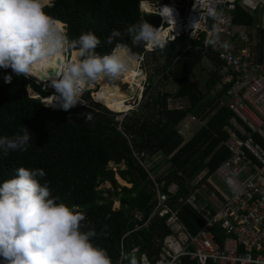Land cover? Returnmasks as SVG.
<instances>
[{"label":"trees","instance_id":"16d2710c","mask_svg":"<svg viewBox=\"0 0 264 264\" xmlns=\"http://www.w3.org/2000/svg\"><path fill=\"white\" fill-rule=\"evenodd\" d=\"M139 1L52 0V6L45 7L44 11L64 25L69 39L90 30L100 40L96 48L98 53H108L119 43L127 45L138 57L143 52V45L133 46L124 30L142 22ZM233 24L250 25L251 16L237 6ZM113 28L122 35L114 37L112 44H108L105 41ZM200 43L180 37L166 43L163 50L158 49L149 55L153 56L155 72H161L159 84L171 81L176 90L174 93L157 92L153 96L148 85L143 92L144 99L149 96L142 106L144 111L127 114L121 123L115 119L118 114L110 112L93 98L98 103L95 104L98 113L89 122L69 117L74 110L45 108L40 100L28 96L26 87L41 98L51 92L42 90L35 80L23 74L0 69V135L11 136L25 127L32 136L26 151L0 155V181L13 176L18 167L42 168L46 175L40 182H48L51 195L59 198L58 203L74 206L85 214L82 230L95 228L98 237L92 239L106 249L113 264H117L120 241L126 232L131 233L122 242L124 253L133 246H138L140 252H151L153 238L161 239L167 230L161 228L162 223L154 218L132 232L138 222L130 214L137 211L142 222L145 221L152 193L147 175L130 156L129 145L136 150L164 156L169 168L160 179L181 187L177 197L186 194L184 181L203 170L212 173L229 155L222 142L227 136L224 128L231 113L227 108H218L219 96L209 98L191 82L202 59H207L214 69L207 79L206 89H211L218 79L216 70L220 62L208 51H194L193 47ZM6 73L12 75L8 84L3 82ZM168 97L183 100L185 105L169 109ZM187 116L205 121V124L184 142L176 127ZM109 164L122 165L123 168L118 167L115 171L109 168ZM115 175L129 187L120 186ZM105 183L109 188L98 189ZM115 202L119 204L118 209H113ZM179 217L190 233L203 226V221L187 207L181 208ZM215 234L216 241L220 242V234Z\"/></svg>","mask_w":264,"mask_h":264},{"label":"built area","instance_id":"2783aa9c","mask_svg":"<svg viewBox=\"0 0 264 264\" xmlns=\"http://www.w3.org/2000/svg\"><path fill=\"white\" fill-rule=\"evenodd\" d=\"M164 6L172 10V21L159 15ZM237 6L258 20L259 50H255L246 28L233 25ZM212 8L220 14L209 16ZM139 11L143 16L159 19L157 31L167 32L166 43L188 37L201 42L193 47L194 51H208L215 56L220 67L210 94L220 95V106L232 113L228 136L222 143L229 153L227 159L212 173L203 171L191 180L188 194L177 197L176 184L164 186L151 178L155 195L150 218L164 220L169 233L154 241L155 251L146 254L149 264H264V0H191L184 4L174 0H140ZM153 51L144 46L137 58L139 65L144 55ZM81 101L69 109H81V114L72 113L73 116L89 122L98 113V103ZM40 102L50 110H61L49 107L45 98ZM126 113H116L122 116L119 122ZM130 152L134 162L145 169L148 154L132 148ZM240 174H244L241 180ZM228 180L233 182L231 186ZM181 206L191 208L203 221V226L193 234L180 222ZM132 216L141 219L137 212ZM215 233L220 234V242ZM127 235L121 238L120 256ZM140 254L136 253L137 258ZM0 264L4 263L0 260Z\"/></svg>","mask_w":264,"mask_h":264},{"label":"clouds","instance_id":"9594fccd","mask_svg":"<svg viewBox=\"0 0 264 264\" xmlns=\"http://www.w3.org/2000/svg\"><path fill=\"white\" fill-rule=\"evenodd\" d=\"M51 6L52 0H0V69L28 77L47 71L53 60L59 61L58 74L49 78L58 94L51 96V102L57 100L67 110L82 103L90 83L122 77L135 67L137 57L119 43L108 53H98L100 40L90 30L69 39L65 27L44 11ZM171 12L164 6L159 15L172 21ZM219 14L214 8L208 11L212 17ZM124 32L133 46L163 50L166 44L157 28L144 20L127 26ZM121 35L113 28L105 42L112 44ZM11 80L12 75L3 76L5 84ZM31 139L25 127L11 136L0 135V155L26 151ZM45 175L42 168L18 167L13 176L0 181V259L4 264H113L106 249L94 243L92 238L98 237L95 228L82 230L85 214L58 203L48 182H40ZM227 183L231 186L233 182ZM138 251L133 248L122 253L120 264H149L146 254L137 258Z\"/></svg>","mask_w":264,"mask_h":264},{"label":"crops","instance_id":"0c3cea01","mask_svg":"<svg viewBox=\"0 0 264 264\" xmlns=\"http://www.w3.org/2000/svg\"><path fill=\"white\" fill-rule=\"evenodd\" d=\"M166 1V0H165ZM175 1V0H174ZM177 2H179L180 4H184L185 2H187V1H185V2H183L182 0H176ZM140 2V1H139ZM140 12V11H139ZM141 14V13H140ZM248 14V13H247ZM251 16V15H250ZM141 17H142V21L144 20V18L146 17V16H143L142 14H141ZM234 26H236V27H244V28H246L247 29V31H248V33H249V38H250V40H251V42L252 41H254L255 42V50L257 49V50H259L260 49V47H261V32H260V30L257 28V25H258V20L255 18V17H252L251 16V24L250 25H235V24H233ZM177 39V38H176ZM194 41V40H193ZM173 42V41H172ZM168 43V42H167ZM127 46V45H126ZM129 48V47H128ZM158 50V49H157ZM156 51V50H155ZM155 51H153V52H155ZM143 52H144V46H143ZM142 52V53H143ZM153 52H151V53H149V54H145L144 55V60H143V62H142V64L141 65H139V63H138V61H136L137 62V70H139L140 72H141V70H143L144 71V69L141 67L144 63H145V60H146V58L150 55V54H152ZM141 53V54H142ZM140 54V55H141ZM212 55V54H211ZM138 57H140V56H138ZM137 57V58H138ZM215 57V56H214ZM210 64V65H209ZM207 65H209V67L210 68H212L213 69V66H211L212 64L207 60V59H202V61H201V63H200V67H205V66H207ZM198 67V66H197ZM220 67V66H219ZM218 67V68H219ZM139 68V69H138ZM217 68V69H218ZM138 71V72H139ZM213 71V70H212ZM217 71V70H216ZM211 73L212 72H208V74L203 78V80L202 81H199V80H197L199 83H197V82H195L196 80V74H195V76H194V78L193 79H191V82H192V84L198 89V91L199 92H201L202 94H207V97H209V98H213L214 97V95H211L210 94V91L212 90V88H213V86H212V88L211 89H209V90H207L206 88H207V86H206V82H207V79L210 77V75H211ZM143 75V80L141 79V81H140V83L141 84H139V87H137L136 88V92H135V95L133 96V97H131V107H130V109L127 111V114H129V113H133V114H141L144 110L142 109V106H143V104L146 102V99H148V97L147 98H145L144 99V97H143V92H144V90H145V88L146 87H148V85H149V92L151 91V94L154 96L157 92H159L160 94H163V93H166V92H170V93H174L175 92V90H176V86L174 85V84H172V82L171 81H168V82H165L164 84H160L159 86H155L154 87V85L155 84H157L158 83V81L160 80V76H158L157 78H156V80L155 81H153V83H152V81H151V83H150V79H149V76L147 75V73H145V71H144V73L142 74ZM170 83L172 84V86L170 85ZM216 83V82H215ZM173 86H174V88H173ZM151 88H152V90H151ZM150 94V95H151ZM216 96V95H215ZM217 96H219L220 97V95H217ZM219 97H217V99H218V108H220V107H224V108H226L225 106H220V98ZM144 100V101H143ZM166 104H167V107L169 108V109H173V108H182V106H184L185 105V102L183 101V100H175V99H173V98H171V97H168L167 99H166ZM228 109V108H227ZM229 111V110H228ZM230 112V111H229ZM231 113V112H230ZM121 114V113H120ZM232 118V113H231V117L229 118V120ZM229 120H228V122H227V125L225 126V128H224V131H225V133L227 134V136H228V128H229ZM118 122H119V120H118ZM119 123H121V122H119ZM204 124H205V121L204 122H199V121H197L195 118H193L192 116H187V117H185L178 125H177V127H176V130H177V133L181 136V138L183 139V141L184 142H187L189 139H191L192 137H193V135L201 128V127H203L204 126ZM228 126V127H227ZM118 129H120V128H118ZM227 136H226V138H227ZM226 140V139H225ZM224 140V141H225ZM223 141V142H224ZM222 142V143H223ZM223 145V144H222ZM130 148H132L130 145H129V149ZM133 150H136V149H134V148H132ZM136 151H145L147 154H148V159H147V163H146V168L145 169H143V168H141L139 165H137L135 162V164L139 167V168H141L144 172H145V174L147 175V179H148V181H149V183H150V186H149V188H150V190H151V193H152V196H151V199L149 200V203H148V206H149V215H148V217H147V219L145 220V221H143L142 222V218L140 219V220H136L133 216H132V214L134 213V212H137V211H133L131 214H130V216L134 219V221H136V222H138V224H136V226H135V228H134V230L132 231V232H134V231H137V230H139V229H141V228H143L144 226H146L148 223H149V221H151L152 219H154V218H157V217H152V218H150V214H151V211H152V203H151V201H152V198L154 197V195H155V189H154V187H153V183H152V181H151V178L157 183V184H161V183H163L164 184V186H167L168 184H170V183H174V184H176L175 182H169L168 184H166L165 183V181L164 180H161L160 179V177L162 176V175H164L165 174V172L167 171V169L169 168V164H167L166 163V159L164 158V156L161 154V153H157V154H151L150 152H148V151H146V150H143V149H141V150H136ZM130 156H131V152H130ZM132 158V157H131ZM132 160H133V158H132ZM134 161V160H133ZM113 165V164H112ZM120 169H122L123 168V166L121 165V166H118ZM116 168V167H115ZM115 168H113V170H115ZM203 171H206V170H203ZM203 171H201V172H203ZM201 172H199L198 174H196L193 178H191L190 180H186V181H184V189H185V192H186V194H188L189 192H190V189H189V186H188V183L191 181V180H193L196 176H198ZM118 176V175H117ZM120 179V178H119ZM120 181L122 182V180L120 179ZM118 183V182H117ZM124 183V182H123ZM107 184V183H106ZM125 184V183H124ZM126 185V184H125ZM177 185V184H176ZM126 186H128V185H126ZM178 186V188H179V191H181V187L179 186V185H177ZM163 191H165V189H161V192H163ZM185 194V195H186ZM116 204H117V209L119 208V204L117 203V202H115ZM183 207H187V208H189L188 206H181L180 208H179V210H178V216H179V211L181 210V208H183ZM190 210H191V208H189ZM192 211V210H191ZM193 212V211H192ZM137 213H139V212H137ZM193 213H195V212H193ZM140 214V213H139ZM196 214V213H195ZM197 215V214H196ZM141 216V215H140ZM198 216V215H197ZM199 217V216H198ZM200 218V217H199ZM158 220H159V222H161L162 224H161V228H163V229H165V230H167V234L169 233V230L167 229V227L165 226V223H164V220H161V219H159V218H157ZM179 219H180V217H179ZM201 219V218H200ZM180 222L182 223V225L185 227V225L183 224V222L181 221V219H180ZM144 223H146L144 226H142ZM185 229L187 230V228L185 227ZM199 229V228H198ZM197 229V230H198ZM188 231V230H187ZM189 232V231H188ZM128 235L125 237V238H127L129 235H130V233L131 232H126ZM125 233V234H126ZM124 234V235H125ZM166 234V235H167ZM191 234H193V233H191ZM123 235V236H124ZM165 235V236H166ZM122 236V237H123ZM164 237V236H163ZM162 237V238H163ZM124 238V239H125ZM161 238V239H162ZM123 239V240H124ZM160 238H157V237H155V238H153V241H152V250H151V252H140V248L138 247V246H133V247H138L139 248V253H145V254H148V255H150L151 253H153L154 251H155V242L154 241H156V240H161ZM131 250V249H130ZM129 250V251H130ZM124 252V251H123ZM126 262V261H125ZM187 264H190L189 262H187Z\"/></svg>","mask_w":264,"mask_h":264},{"label":"bare ground","instance_id":"6f19581e","mask_svg":"<svg viewBox=\"0 0 264 264\" xmlns=\"http://www.w3.org/2000/svg\"><path fill=\"white\" fill-rule=\"evenodd\" d=\"M61 25L64 26L63 24ZM166 34L167 32L161 33V36L165 38ZM137 67L138 66L136 62L135 67L131 68L120 78L108 80L105 77L102 80L96 81V85L99 88L96 96L101 105H105L108 110L114 113H124L130 109L132 93L135 90L134 87H139L141 79L143 80V75L141 72H138L139 70H137ZM51 72L53 73L52 75L50 74ZM58 72L59 64H57V60H53L51 62V67L47 71H37L28 77L36 79L38 82L44 84L48 83L49 78L53 77L55 74H58ZM91 88H94L93 85H89L87 87L88 90ZM51 96L57 95L50 94L49 96L45 97L46 104L52 108H59V102L57 100H53L51 102Z\"/></svg>","mask_w":264,"mask_h":264},{"label":"rangeland","instance_id":"374dc122","mask_svg":"<svg viewBox=\"0 0 264 264\" xmlns=\"http://www.w3.org/2000/svg\"><path fill=\"white\" fill-rule=\"evenodd\" d=\"M209 65H207L205 67H200V66L196 67V69H195V74H196V79L195 80L196 81L195 82L199 83L197 80L202 81L203 78L208 74V72L209 73L210 72H213L212 70H214V69L210 68ZM141 67L144 69L145 73H147V75L149 76V79H150V81H152V83L161 74V72L156 73L155 70H154V68H155V62L153 60V56L152 57L151 56H148L147 59L145 60V63ZM28 78H31V77H28ZM31 79H33V78H31ZM33 80L36 81V84L39 85L42 90L49 91V92H51V94H54L55 93L54 89L51 87V85H50L49 82L43 84V83L38 82L36 79H33ZM172 84L170 83L171 86H172ZM89 85H93L94 88L93 89L91 88L89 90L87 89L83 93V95L81 96V99L83 101H85V102L88 103V102H92V98H94L99 104H101L97 100V96H96L97 95V91L99 90L98 86L96 85V81L90 83ZM159 85L160 84H159V81H158V83L155 84L154 87L155 86L157 87ZM173 88H174V86H173ZM26 90H27V94H28V96L30 98H36L38 100L41 99V97L38 96L37 94H35V92H33V90H31L30 88L26 87ZM151 90H152V88H151ZM150 94H151V92H150ZM103 106H105V105H103ZM105 108H106V106H105ZM81 113H82V110L81 109L74 110V114H81ZM125 115H127V113ZM69 117L75 118L72 113L69 115ZM121 117H122L121 115H117V117L115 119L118 121ZM108 166H109V168H115V167L118 168V166H114L112 164H109ZM116 168H115V171H116ZM243 177H244V174H240L238 176V179L241 180ZM115 179H116V181L118 182V184L120 186L129 187V185L126 186L127 184L126 185L124 184L125 182L124 183H123V181L121 182L120 179H119V177L117 175H115ZM107 188H109V185L105 183V184L100 185L98 189H107ZM113 209H117V204L116 203L113 204Z\"/></svg>","mask_w":264,"mask_h":264},{"label":"water","instance_id":"95a60500","mask_svg":"<svg viewBox=\"0 0 264 264\" xmlns=\"http://www.w3.org/2000/svg\"><path fill=\"white\" fill-rule=\"evenodd\" d=\"M144 21L145 22H147V23H149L151 26H153L154 28H157V27H159V25H160V22H159V19L156 17V16H146L145 18H144ZM126 46V45H125ZM128 47V46H127ZM57 64H59V61H57ZM141 73L143 74L144 73V71L143 70H141ZM51 75L53 74L52 72L50 73ZM139 84H141V83H139ZM134 91H133V93H132V97L135 95V92H136V87H134Z\"/></svg>","mask_w":264,"mask_h":264}]
</instances>
